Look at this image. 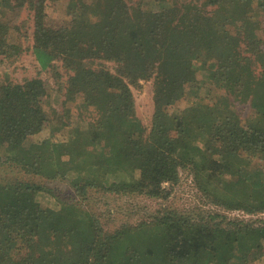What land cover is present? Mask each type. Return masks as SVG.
<instances>
[{
  "label": "trees",
  "instance_id": "1",
  "mask_svg": "<svg viewBox=\"0 0 264 264\" xmlns=\"http://www.w3.org/2000/svg\"><path fill=\"white\" fill-rule=\"evenodd\" d=\"M102 1L123 11L89 5L82 19L97 21L78 24L89 25L88 33H67L64 46L58 36L50 39L46 22V8L61 0H0V55L19 48L6 16L28 10L38 66L47 71L61 59L71 73L65 95L80 97L78 126L67 140L46 142L41 83L0 85V156L37 177L50 164L40 154L55 155L61 174L53 176L72 167L69 173L83 179L73 180L82 198L96 187L165 200L187 170L213 206L264 214V0ZM63 3L67 16L81 17L75 0ZM101 23L113 47L97 35ZM159 74L147 131L131 113V88ZM185 91L211 97L196 100ZM115 94L120 104L110 101ZM181 99L182 109L173 108ZM245 103L250 112L241 116L236 107ZM35 135L42 140L26 148L22 142ZM128 165L139 178L118 183L113 172ZM39 191L35 183L0 184V264H250L264 256V221L163 214L105 235L95 216L72 203L57 202L47 212L36 207Z\"/></svg>",
  "mask_w": 264,
  "mask_h": 264
},
{
  "label": "rangeland",
  "instance_id": "2",
  "mask_svg": "<svg viewBox=\"0 0 264 264\" xmlns=\"http://www.w3.org/2000/svg\"><path fill=\"white\" fill-rule=\"evenodd\" d=\"M64 1L65 0H61L60 3L46 8V22L50 30V39L58 36L60 42L65 39L67 33L71 34V32L80 28L84 29L77 34L88 33L89 25L87 24L90 23L92 26V24L97 21L94 18H90L89 20L82 19L86 17L89 10L88 6L91 4H93L95 8L101 6L103 9H106L107 12L112 10L123 11L122 4L114 7V5L106 6V3H103L102 0H75L79 7L82 6L81 17L74 12V16L70 18V15L67 16L66 11L61 9V7L65 5L63 3ZM201 1V5L204 6L206 0ZM149 11L150 7H148L147 2L144 4L143 8H141V12L144 13L142 16H146ZM6 20L12 28L11 37L17 40L19 48L18 51H15V53L10 56L0 55V85H15L23 84L26 81H39L42 85L41 88H44L41 102L48 118L47 126H49V128H46L45 135L42 139L46 142H61L67 140L69 132L72 131L73 127L78 126L79 121L77 116L80 113L77 109L80 97H77L75 94L65 95L67 80L71 74L70 71L66 69L65 63L62 62L61 59L54 62V67L47 71H42L40 69L31 52L34 44V27L32 15L28 10L21 9L10 12L6 16ZM82 21L88 23L85 25H78L82 23ZM262 25L264 26V15ZM98 30L99 32L96 33L100 39L107 40L113 47L115 44L114 39L107 38V35L111 32L110 28L101 23ZM98 36H96L97 39ZM61 45L65 46V42L63 41ZM73 58L74 57H71L70 59ZM65 60L67 59L65 58ZM104 62L105 63H102L109 67L112 66L111 63L107 61ZM160 77L161 75L159 74L158 76H153L149 80H140V88H131L133 96V111L131 113L147 131L150 129L155 112L153 100L154 83ZM206 86L208 88L209 84ZM186 93L189 97L201 101H206L211 97V94H206L203 91L197 93L199 97L185 91V94ZM182 99L175 102L173 108L178 107V109H182L185 105ZM110 101L114 102V104L121 103V99L117 94H115L114 97L111 95ZM163 108L166 107L164 106ZM236 108L241 116L249 114L250 112L247 103L237 104ZM60 119H62L61 123H59ZM68 123H70V125L66 127L65 125ZM63 127H66V131H64V129L61 130ZM82 137L83 132L79 135V138ZM40 139L41 137L38 135L30 136L27 137L22 144L27 148L35 144V142L40 141ZM1 151H3V149L0 148V152ZM38 151L39 150H37L36 153ZM40 155H42L40 157L41 159L44 160L46 158L50 164L48 163L43 169H40L43 172L40 176L34 177L30 173L26 174L9 160L6 161L5 154H2L0 156V184L4 185L15 182L35 183V185L40 188V191L34 195L36 207L47 212L49 209H56L57 202L72 203L83 212L95 216L105 235H112L117 231L119 232L120 229L124 227H131L142 221H147L163 214H180L186 217L190 216L191 219L195 220H199L201 217L206 219L209 214H223L226 221L239 220L243 224L249 223L254 226H258L264 221V214L250 215L239 211H222L213 206L208 202L206 197L203 196L187 170L179 171V180L177 184L173 186L170 196L165 200L150 198L144 194L137 193L108 192L96 187H87L86 196L82 198L77 195L73 187V180L75 179L78 181H74L77 184L83 183L82 176H80V174L77 176L73 173H69L73 172L71 167L70 171L64 173L62 177H59V175L54 177L53 175L57 173L61 174L54 161L56 160L55 155L51 156L47 153H41ZM63 160H68V155L60 156V161ZM129 166L130 165H128V167L125 166L123 171L113 172V174L117 176L116 181L118 183L132 182L139 178L140 174L138 170H132V173H130ZM73 170L76 171L74 168ZM226 180L237 184L235 178L226 177ZM250 264H264V256L252 260Z\"/></svg>",
  "mask_w": 264,
  "mask_h": 264
}]
</instances>
